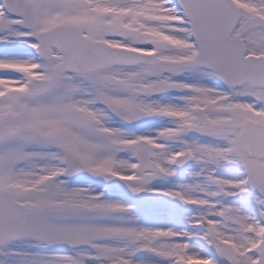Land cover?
I'll use <instances>...</instances> for the list:
<instances>
[{"label":"snow or ice","instance_id":"obj_1","mask_svg":"<svg viewBox=\"0 0 264 264\" xmlns=\"http://www.w3.org/2000/svg\"><path fill=\"white\" fill-rule=\"evenodd\" d=\"M0 264H264V0H0Z\"/></svg>","mask_w":264,"mask_h":264}]
</instances>
